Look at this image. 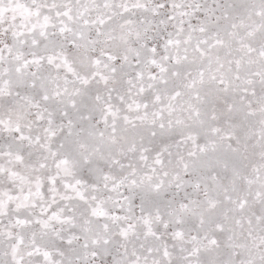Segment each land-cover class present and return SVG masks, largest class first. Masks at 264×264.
Instances as JSON below:
<instances>
[{
    "label": "clouds",
    "instance_id": "obj_1",
    "mask_svg": "<svg viewBox=\"0 0 264 264\" xmlns=\"http://www.w3.org/2000/svg\"><path fill=\"white\" fill-rule=\"evenodd\" d=\"M0 264H264V0H0Z\"/></svg>",
    "mask_w": 264,
    "mask_h": 264
}]
</instances>
